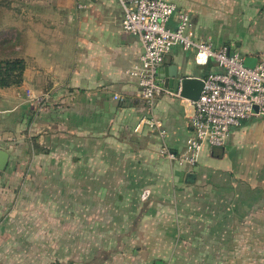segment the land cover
Instances as JSON below:
<instances>
[{"label": "crops", "instance_id": "obj_1", "mask_svg": "<svg viewBox=\"0 0 264 264\" xmlns=\"http://www.w3.org/2000/svg\"><path fill=\"white\" fill-rule=\"evenodd\" d=\"M166 1L188 13L197 40L264 59V0ZM45 3L21 47V85L0 89V150L10 168L3 178L52 179L50 192L41 187L51 196L37 207V226L83 227L75 236L86 241L82 246L60 243L68 235L72 244V235H51L57 261L48 264L64 258L65 264H239L246 250L237 252V236L245 238L246 227L250 236V216L264 193V118L232 128L224 147L205 146L194 167L178 165L160 150H184L192 101L162 95L151 109L140 101L126 70L142 49L137 37L121 31V6L114 0ZM167 25L175 27V14ZM171 69L202 79L220 71L213 60L197 65L194 51L179 46L158 69L163 85ZM40 96V103L33 99ZM149 118L162 124L164 138L145 124ZM17 160L25 164L20 170L12 169ZM26 183L20 187L27 190ZM96 229L99 245L85 236Z\"/></svg>", "mask_w": 264, "mask_h": 264}, {"label": "built area", "instance_id": "obj_2", "mask_svg": "<svg viewBox=\"0 0 264 264\" xmlns=\"http://www.w3.org/2000/svg\"><path fill=\"white\" fill-rule=\"evenodd\" d=\"M114 1L122 8L121 31L137 37L141 45V53L126 73L136 81L139 99L147 108L151 109L155 99L162 95L180 98L179 90L168 89L157 76L164 57L173 46L193 50L197 65L213 60L220 68L203 78L201 95L197 101H192L191 131L184 150L174 155L162 147V156L180 166L194 167L205 146L224 147L232 128L252 117L264 118V59H258L252 68L247 67L239 53L228 52L226 48L215 49L210 42L197 40L190 16L177 12L174 3L166 0ZM173 14L176 25L170 28L167 23ZM33 99L38 103L44 100L41 96ZM140 124L141 121L136 130ZM145 124L161 138L165 137L166 131L158 120L149 118ZM148 196L149 191L144 190L141 199Z\"/></svg>", "mask_w": 264, "mask_h": 264}, {"label": "rangeland", "instance_id": "obj_3", "mask_svg": "<svg viewBox=\"0 0 264 264\" xmlns=\"http://www.w3.org/2000/svg\"><path fill=\"white\" fill-rule=\"evenodd\" d=\"M45 1L0 0V60L21 56V47L24 44L25 36L35 33L36 18L34 12L42 9L46 5ZM262 153L263 149L259 152V155ZM261 157L264 159L263 154ZM21 165L25 164H21L17 160L12 169L20 170ZM7 168H9L8 165H6L5 170ZM94 168H100L99 161ZM5 170L0 171L2 173L0 174V264H48L51 261H57L55 260V255L51 256V252H53L52 247L55 244L51 240V235L54 234L59 233L61 236L69 234V240H72L71 235L74 237V241L71 244L66 240L68 239V235L64 236L67 242L63 241L60 243L65 246L69 244L72 246H82L81 242H86H75L77 239L75 236L78 237L77 234L83 233V227H53L52 225H47L41 229L36 225L37 207H41L42 197L45 196L49 199L51 196L50 194H41V187L44 185L45 189L43 191L50 192V187L53 185L51 178H46L45 180L31 177L29 179H21L20 177L3 178ZM21 180H27V190L20 187ZM260 185L264 187V182ZM262 195V199L255 204L256 209L253 213L251 212V216L249 215L253 219L251 220L250 236L247 234V227L245 238L237 236V252L241 253L244 249L246 250V255L237 258L239 264H264V193ZM252 196L253 201H256L259 194L253 193ZM96 213L92 211L93 216H97ZM23 218L28 220V225H25ZM258 221H262V224L259 225ZM41 232H44V237L42 240L37 241L36 235H42ZM25 233H28L29 239H32L27 242L21 240V235ZM86 233L85 236L89 240V243L98 244V242H95L96 235H99L98 229H96L95 234L89 230ZM8 236H11V239ZM25 245L27 246V251H25ZM97 248L98 246H96ZM66 249L64 248L62 252L57 250V252L63 254L66 252ZM248 249L249 252H247ZM77 251L83 250L77 249ZM64 259L61 264L66 263Z\"/></svg>", "mask_w": 264, "mask_h": 264}, {"label": "water", "instance_id": "obj_4", "mask_svg": "<svg viewBox=\"0 0 264 264\" xmlns=\"http://www.w3.org/2000/svg\"><path fill=\"white\" fill-rule=\"evenodd\" d=\"M228 52H230L228 50ZM256 57L245 56L243 57V64L247 67H254L257 63ZM170 70L167 75V79L164 81V86H168L174 90H179L180 97L187 98L190 101H197L201 95L203 89V79L196 77H188L186 75H180L177 69ZM162 78V77H160ZM8 161V153L4 150H0V171L5 169ZM155 264H162L156 261Z\"/></svg>", "mask_w": 264, "mask_h": 264}, {"label": "trees", "instance_id": "obj_5", "mask_svg": "<svg viewBox=\"0 0 264 264\" xmlns=\"http://www.w3.org/2000/svg\"><path fill=\"white\" fill-rule=\"evenodd\" d=\"M25 66V61L21 57L1 59L0 89L20 86L23 81V72L25 70ZM34 149H36V145Z\"/></svg>", "mask_w": 264, "mask_h": 264}]
</instances>
